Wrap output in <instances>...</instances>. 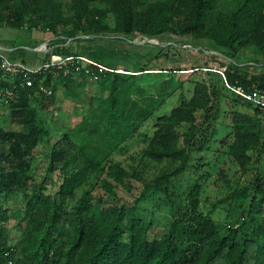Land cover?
<instances>
[{
    "label": "trees",
    "instance_id": "1",
    "mask_svg": "<svg viewBox=\"0 0 264 264\" xmlns=\"http://www.w3.org/2000/svg\"><path fill=\"white\" fill-rule=\"evenodd\" d=\"M63 4V0H0V27L50 33L52 53L82 56L107 69L79 64L80 69L71 68L67 76L53 69L52 73L40 74L30 88L20 87L18 78L15 98L7 103L0 101L21 126L18 130L0 127V223L15 217L8 206L13 199L18 197L23 205L19 242L10 244L0 228V264H264V226L253 222L250 215L254 198L249 219L236 228L218 226L201 212L199 181L203 175L187 193L183 207L177 208L171 200L172 178L186 169L193 151L204 148L196 142L201 133L198 112L202 111L201 123L205 124L207 113L215 111L208 122L213 126V136L206 143L216 134L220 110L214 106V100H218L215 85L209 80L195 82L189 98H182L168 114L158 115L171 96L166 89L171 81L161 82L157 94H148L138 79L151 71H166L151 60L163 51L178 49L173 45L132 43L145 51L141 56L130 55L131 50L115 44L131 43L136 33L148 39L163 34L190 35L196 43L209 42L229 53L230 59L223 66L230 83L264 86V72H251L247 70L251 65L235 61L249 46L264 54V0H139L135 5L132 0H70ZM65 9L71 14L65 15ZM68 41L75 44V49L65 48ZM17 52L13 49L7 55L15 59L11 54ZM200 52L197 60L187 63L167 56L173 66L171 72L205 68L197 65L204 60ZM50 53L43 62L48 61ZM119 61L129 64L123 73L116 72ZM128 72L133 74L127 76ZM81 74L93 80L109 79L111 86L102 102L53 145L45 175L35 184L32 154L49 136L43 102L54 99L55 78L68 84ZM40 84L51 94L41 92ZM229 93L235 106L253 108L252 114L233 110L230 132L221 140L227 154L244 172L251 161L249 151L262 146L264 113ZM155 117L152 133L143 135L145 146L140 154L157 164L168 161L177 165L146 181L138 167L116 161L114 156ZM183 125L187 129L180 134ZM56 183L58 190L47 193V187ZM139 185L141 190L133 205L120 204L118 191L130 192ZM157 190L164 193L171 207V218L159 237L151 235L155 224L138 206Z\"/></svg>",
    "mask_w": 264,
    "mask_h": 264
},
{
    "label": "rangeland",
    "instance_id": "2",
    "mask_svg": "<svg viewBox=\"0 0 264 264\" xmlns=\"http://www.w3.org/2000/svg\"><path fill=\"white\" fill-rule=\"evenodd\" d=\"M63 1L66 4L70 2V0ZM138 1L132 0L134 5ZM146 1L152 2L154 0ZM66 4H63V6ZM92 6H95V3ZM64 14L69 15L71 12L65 9ZM135 35L131 43L116 42L115 44L122 49L131 50L130 55L140 54L141 56H143L141 52L144 53L145 51L140 48H134L132 43L141 45L149 43L150 45L163 47L165 45H173L178 49L163 51L159 57L151 60L153 64L157 62V64L162 65L166 71H151L149 74H142L147 76L138 79V84L146 91L148 90V94H150L149 92L157 94L158 86L161 82L165 80L171 81V84L166 87L167 92H172L171 96L165 100L158 115L168 114L172 108L180 103L182 98H189L192 88L197 81L209 80L216 87V97L218 96V100H214V106L220 110L217 125H215L216 134L213 139L210 140L209 138V141L206 143L208 137L213 134V126L211 123L208 125V122L215 115V111L211 110L207 113L209 117L207 121V118H205V124L201 123L204 120L202 111L198 112L197 124H200L199 129L201 133L197 134L196 142L200 141L197 146L200 145L204 148L201 152L198 150L193 151L186 169L180 175L172 178L170 194L175 206L177 208L183 207L182 205L187 193L194 186L196 179L200 175H203V179L199 181L201 193L198 205L202 213L209 215L218 226H225V228L232 226L236 228L244 219H249L250 201L254 198L253 210L250 212L251 218L253 222H258L261 226H264V121L262 123V146L249 151L251 161L244 172L240 170L239 166L227 154V149L222 145L225 143L221 142L230 132L229 123L233 110H240L249 114L253 113V108L234 105L232 95L225 88L223 76L218 72L220 68L225 67L223 64H227V61L230 59L229 53L219 50L209 42L199 41L196 43L190 35L176 37L171 34H163L160 37L149 39L140 36L139 33ZM51 38L53 36L50 33H44L39 29L0 27V49L3 48L6 55L13 49L17 50L18 52L15 55L11 54L15 58L14 60L21 61L24 59L26 64H33L35 67L39 66L48 57V54L35 51L34 49L47 44ZM65 48L75 49V44L68 41L65 44ZM199 50L204 53V60L201 63L197 62V65H199L198 67L205 66V68H197L193 72L191 70L171 72L170 69L173 66L169 63L167 56H171L174 61L187 63L200 57L201 52ZM240 54L239 58L235 60L236 62H239L241 65H251L252 68L247 69L251 72H264V54L257 48L249 46L242 49ZM126 67H129L127 62L119 61L117 67L119 69L116 72L123 73L122 69ZM207 68L209 70L204 71ZM207 71H210L211 74H207ZM127 74V76H130L133 73L128 72ZM134 75H140V73ZM224 76L227 79L226 74ZM53 86L57 89L54 99L52 101L48 99L44 100L42 109L49 136L43 139L31 158L33 166L32 175L35 184L41 182L45 175L48 155L53 145L59 140L64 131L78 124L84 116L92 112L102 102L106 97L107 90L111 86V80H93L81 74L76 77V80L68 84L62 83L59 79L55 78ZM155 119L156 117L146 122L141 127L140 134H137L133 140L127 142L125 150L120 151L114 156V160L116 161H121L127 165L130 164L134 168L138 167V170L142 171L143 178L146 181L153 180L161 173L171 171L174 165H177L168 161L157 164L143 159L140 154L145 146L144 141H142L143 135L147 134L149 136L152 133ZM0 127L5 130H18L21 128L16 121L11 119L9 107L2 104H0ZM186 129L187 126L183 125L178 131L180 134H183ZM140 188L141 185L138 188L133 187V190L130 192L120 189L117 194L120 204L131 207L134 202L133 200L140 193ZM57 190L58 183L54 186H48L46 192L52 194ZM253 192H257V194L255 195ZM95 194H98L97 190ZM20 201L17 197L8 205L15 212V217H12L6 223H0V228L5 230L9 243L13 245L19 242L20 236L18 223L23 217V205ZM138 206L142 214L150 218L155 224L151 230V235L156 237L162 235L165 225L171 218V207L164 193L157 190L141 200ZM17 213L19 217H17ZM21 226H24V222L21 223Z\"/></svg>",
    "mask_w": 264,
    "mask_h": 264
},
{
    "label": "built area",
    "instance_id": "3",
    "mask_svg": "<svg viewBox=\"0 0 264 264\" xmlns=\"http://www.w3.org/2000/svg\"><path fill=\"white\" fill-rule=\"evenodd\" d=\"M34 50L47 54L50 53V40H48L47 44H43ZM79 64L81 66L86 64L97 65L101 71H107L103 66L95 64L93 61L82 56H63L51 52L48 61L35 67L33 64L28 65L22 61L11 59L5 52L0 51V101L7 103L15 98L14 91L17 89L15 80L18 78L21 79L19 83L20 87L30 88L40 74H45L46 72L52 73L53 69H57L63 71L64 75L67 76L71 73V68L72 70L78 71L80 69ZM205 70L209 69L207 68ZM219 70L218 72L223 76L224 85L227 90L232 92L240 100L251 104L257 111L264 113V86H260L258 83H252L246 87L237 83L232 84L225 79L224 74L226 68L222 67ZM41 80H39L40 83ZM39 90L47 95L51 94V91L45 89L41 84L39 85Z\"/></svg>",
    "mask_w": 264,
    "mask_h": 264
},
{
    "label": "crops",
    "instance_id": "4",
    "mask_svg": "<svg viewBox=\"0 0 264 264\" xmlns=\"http://www.w3.org/2000/svg\"><path fill=\"white\" fill-rule=\"evenodd\" d=\"M3 48L0 49V51H3L4 52V49L2 50Z\"/></svg>",
    "mask_w": 264,
    "mask_h": 264
}]
</instances>
